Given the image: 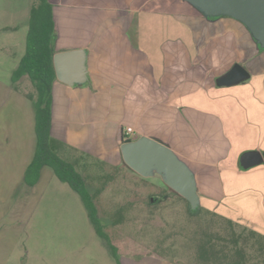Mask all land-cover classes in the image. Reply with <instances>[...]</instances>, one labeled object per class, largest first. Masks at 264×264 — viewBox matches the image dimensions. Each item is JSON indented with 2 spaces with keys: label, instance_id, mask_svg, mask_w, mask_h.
Returning a JSON list of instances; mask_svg holds the SVG:
<instances>
[{
  "label": "crops",
  "instance_id": "0c3cea01",
  "mask_svg": "<svg viewBox=\"0 0 264 264\" xmlns=\"http://www.w3.org/2000/svg\"><path fill=\"white\" fill-rule=\"evenodd\" d=\"M49 1L54 54L84 49L87 65L83 83L69 84L56 75L51 135L57 152L98 193L96 199L128 166L121 146L131 126V140H160L187 164L200 207L254 232L264 243V162L241 164L244 152L264 153V48L249 28L228 15L206 16L186 0ZM34 2L0 4V264H10L15 255L22 261L33 247V231L37 238L43 237L39 232L49 241L58 238L47 235L56 224L49 214L84 213L98 235L79 193L51 166H43L33 183L26 181L37 145V91L28 75L14 74L26 52ZM236 63L250 76L220 85L219 78ZM14 184L18 190H12ZM59 198L65 207L54 209ZM108 215L112 224L121 222L117 209ZM67 238L62 236L64 242ZM79 246L75 250L87 263H97L105 253L97 243ZM108 250L111 264H117Z\"/></svg>",
  "mask_w": 264,
  "mask_h": 264
},
{
  "label": "rangeland",
  "instance_id": "374dc122",
  "mask_svg": "<svg viewBox=\"0 0 264 264\" xmlns=\"http://www.w3.org/2000/svg\"><path fill=\"white\" fill-rule=\"evenodd\" d=\"M5 1L0 0V4ZM66 1L58 0V3ZM28 17L27 10L26 25ZM167 180L165 171L153 168L149 174L142 175L123 165L115 180L106 183L99 199H95L99 205V217L119 246L124 264H145L144 261L154 264L156 259L169 261V264H204L200 260L199 248L203 240L231 246L234 239L244 244L248 237L253 250L262 244L249 231L242 230L227 219L200 206L193 208L191 202L170 187ZM93 185L96 187L98 183ZM18 189L19 185L14 184L12 190ZM74 196L83 204L77 193L74 192ZM53 207H65L62 198L55 200ZM112 209H117V217L121 219L119 224L114 225L110 221L108 213ZM48 217L56 223L53 226L55 232H45L47 235L56 233L58 238H50L54 240V245L44 238V232H39L43 236L41 239L33 231L35 238L31 239V250L27 248L29 252L22 261L17 260V255L13 256L10 264H71L74 261L75 264H111L112 258L105 241L96 235L90 221L88 225L84 213L49 214ZM64 235L68 237L66 244L62 240ZM85 243L92 247L97 243L105 249L103 256L96 257L97 263H87L75 250L76 246L81 249L79 245ZM208 264L220 263L211 258Z\"/></svg>",
  "mask_w": 264,
  "mask_h": 264
},
{
  "label": "trees",
  "instance_id": "16d2710c",
  "mask_svg": "<svg viewBox=\"0 0 264 264\" xmlns=\"http://www.w3.org/2000/svg\"><path fill=\"white\" fill-rule=\"evenodd\" d=\"M54 40L53 6L49 0H35L31 9L26 52L14 74L15 77L28 75L37 91V97L33 98L36 106L37 145L34 157L26 170V181L33 183L43 166H51L62 181L69 183L79 193L98 235L110 248L116 263L123 264L119 247L113 243L99 217L95 202L98 193L89 190L85 177L72 162L63 158L55 148L57 140L51 135L52 87L56 79ZM129 140L125 139V141ZM229 222L233 224V222ZM250 233L263 241L254 232ZM245 240L244 244H239L234 239L231 246L203 240L199 245L200 260L204 264H208L211 258L220 264H264V243L254 249V252L252 246L249 245L248 237Z\"/></svg>",
  "mask_w": 264,
  "mask_h": 264
},
{
  "label": "water",
  "instance_id": "95a60500",
  "mask_svg": "<svg viewBox=\"0 0 264 264\" xmlns=\"http://www.w3.org/2000/svg\"><path fill=\"white\" fill-rule=\"evenodd\" d=\"M209 17L228 15L242 21L251 31L261 48H264V0H186ZM57 77L69 84L87 80L86 51L74 49L54 54ZM250 76L241 63L234 66L218 80L220 85H231ZM125 163L136 172L147 175L151 169L165 171L168 184L191 202L200 206L195 178L187 164L166 144L150 137L125 141L122 146ZM264 162V153L259 150L244 152L241 164L248 168Z\"/></svg>",
  "mask_w": 264,
  "mask_h": 264
},
{
  "label": "built area",
  "instance_id": "2783aa9c",
  "mask_svg": "<svg viewBox=\"0 0 264 264\" xmlns=\"http://www.w3.org/2000/svg\"><path fill=\"white\" fill-rule=\"evenodd\" d=\"M132 134H133V128L131 126L127 127L125 129V139H130L131 140Z\"/></svg>",
  "mask_w": 264,
  "mask_h": 264
}]
</instances>
